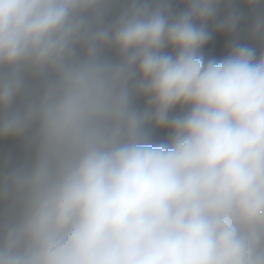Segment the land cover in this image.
<instances>
[{"label": "clouds", "instance_id": "1", "mask_svg": "<svg viewBox=\"0 0 264 264\" xmlns=\"http://www.w3.org/2000/svg\"><path fill=\"white\" fill-rule=\"evenodd\" d=\"M0 264H264V0H0Z\"/></svg>", "mask_w": 264, "mask_h": 264}, {"label": "rangeland", "instance_id": "2", "mask_svg": "<svg viewBox=\"0 0 264 264\" xmlns=\"http://www.w3.org/2000/svg\"><path fill=\"white\" fill-rule=\"evenodd\" d=\"M216 38H214V40H215ZM226 43H227V39H225L224 40V44L226 45ZM210 49L209 48H206V51H209ZM211 51H212V54H214V55H223V54H225L224 53V49L223 48H215V47H213L212 49H211ZM161 135H163V133H161Z\"/></svg>", "mask_w": 264, "mask_h": 264}]
</instances>
